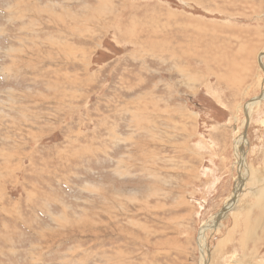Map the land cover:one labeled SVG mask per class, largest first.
Listing matches in <instances>:
<instances>
[{"label":"rangeland","instance_id":"374dc122","mask_svg":"<svg viewBox=\"0 0 264 264\" xmlns=\"http://www.w3.org/2000/svg\"><path fill=\"white\" fill-rule=\"evenodd\" d=\"M263 50L264 0H0V264H264Z\"/></svg>","mask_w":264,"mask_h":264},{"label":"bare ground","instance_id":"6f19581e","mask_svg":"<svg viewBox=\"0 0 264 264\" xmlns=\"http://www.w3.org/2000/svg\"><path fill=\"white\" fill-rule=\"evenodd\" d=\"M194 25V24H193ZM180 28V27H179ZM189 29V28H188ZM192 30V29H191ZM198 33V32H197ZM187 35V34H186ZM258 56V55H257ZM256 56V57H257ZM258 64H260L259 66L260 67V70H263L264 71V50L260 53L259 57H258V60H257ZM217 75V74H216ZM262 85V84H261ZM253 101L249 102L247 105H246V120L244 122V126L245 128H247V126L249 125L250 123V119H251V111L252 109H254L255 107H259L261 106L263 103H264V92L261 96L259 97H256L255 99H252ZM248 102V101H247ZM245 108V107H244ZM245 110V109H244ZM243 126V127H244ZM244 128V129H245ZM237 140H236V144H235V154H236V159H237V163L239 165V169H241L243 171V169H247L246 173L248 172L249 173V170L247 168V159L244 155V151H243V145L247 144V137H246V134H241L239 135L238 137H236ZM240 171V170H239ZM241 171V172H242ZM243 174V173H242ZM243 176V175H242ZM242 176H241V181H242ZM252 176V175H251ZM241 185V184H240ZM245 185V184H244ZM243 185V186H244ZM240 187V186H239ZM234 194L232 195V197L228 200V203L226 204V206L217 214L215 215L211 221L209 222V224L207 225H204L203 228L204 230L207 229V228H214L216 226L219 225L220 221L223 220V218L226 216V214L234 207L235 204H237V199L240 198V193H239V188H237L235 190V192H233ZM238 205V204H237ZM249 217V216H248ZM249 220V219H248ZM251 230V229H250ZM206 231V230H205ZM204 233V231H203ZM201 234V238L199 240V243H200V249H201V262L200 264H209V259H207V253H206V250L203 249L204 248V245H205V242H204V234ZM243 246V245H242ZM207 249V248H206Z\"/></svg>","mask_w":264,"mask_h":264}]
</instances>
